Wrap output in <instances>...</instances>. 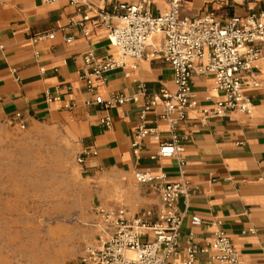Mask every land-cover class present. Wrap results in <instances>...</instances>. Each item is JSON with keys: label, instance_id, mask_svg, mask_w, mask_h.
<instances>
[{"label": "crops", "instance_id": "1", "mask_svg": "<svg viewBox=\"0 0 264 264\" xmlns=\"http://www.w3.org/2000/svg\"><path fill=\"white\" fill-rule=\"evenodd\" d=\"M87 1L109 9L116 0ZM164 5L165 0L153 1L156 12L163 11ZM260 10H264V0H188L180 13L199 18L212 12L224 20ZM79 18L76 8L67 2L0 0V126L20 113L26 126L43 121L68 129L84 147L96 151L87 155L81 166L112 176L120 187L130 190V206H158L156 191L148 184L135 186L134 175L139 171L162 175L166 182L180 178L177 157H155L160 143L171 136L167 121L158 116L159 107L148 111L144 120L155 132L144 135L137 147L132 144L141 123L142 87L148 94L162 87L173 89L172 69L161 58H129L124 67L105 72L104 80L94 77L97 86L90 91L80 79L85 52L92 50L96 60L104 62L115 57L117 50L103 26L88 25L90 35L83 36L79 27L70 23ZM52 32L54 37H47ZM71 35L74 39L65 42ZM161 38L155 35L150 44ZM255 73L261 84L254 87L245 82L242 87L251 99V114L234 110L209 118L202 109L212 107L222 94L213 90L211 75L191 78L194 98L187 118L177 122L175 133L183 149L184 176L195 192L177 202L184 218L178 248L168 264L185 261L190 233L203 247L217 229L230 238L244 262L264 264V58ZM119 93H139L140 101L110 107L86 105L97 95L107 99ZM56 96L58 99H49ZM106 116L111 121L109 127L102 123ZM192 217L204 223L193 226ZM212 220L221 224L212 226ZM197 261L206 264L207 254L199 252Z\"/></svg>", "mask_w": 264, "mask_h": 264}, {"label": "built area", "instance_id": "2", "mask_svg": "<svg viewBox=\"0 0 264 264\" xmlns=\"http://www.w3.org/2000/svg\"><path fill=\"white\" fill-rule=\"evenodd\" d=\"M153 1L116 0L106 9L95 7L87 0H43L45 3L67 2L73 5L80 18L70 23L76 24L85 37L90 35L88 25L103 26L109 43L116 48L117 55L104 62L97 61L92 50L85 52V70L80 73V79L90 91L97 86L94 77L104 80L105 72L124 67L129 58H161L170 65L173 73V89L162 87L158 92L148 94L142 87L141 123L132 145L137 147L144 135L155 132L156 128L146 127L144 120L148 111L159 107L158 116L167 121L171 136L160 143L155 157H177L180 178L166 182L162 175L136 172L135 186L151 185L159 197V205L136 213L126 207L102 210L104 226L98 237L84 247L78 264H168L178 248L184 218V214L177 209V202L195 192L184 176V161L180 157L183 149L175 133L177 122L187 118L189 104L194 98L191 78L194 75H211L213 90L222 94L212 107L202 109L205 118L223 116L234 110L251 114L253 105L242 87L245 82L254 87L261 84L255 69L264 58V10L243 17L233 15L224 20L212 12L192 18L180 13L188 0H165L161 12L154 10ZM158 34L162 36L161 41L150 44ZM47 37L53 38L54 33ZM73 39L74 36H67L65 42ZM148 46L151 48L147 52ZM128 101L139 102L140 94L119 93L107 99L97 95L93 100H87L86 105L110 107ZM10 122H15L21 129L26 127L20 113H16ZM102 123L109 127L110 118H102ZM79 145L77 162L83 164L85 157L95 155L96 151L81 143ZM190 223L199 226L204 221L192 217ZM220 224V220L211 221L212 226ZM185 243L187 257L182 264H199V252L207 254L206 264H248L241 259L232 241L221 229H217L215 236L203 247L195 243L192 233Z\"/></svg>", "mask_w": 264, "mask_h": 264}, {"label": "rangeland", "instance_id": "3", "mask_svg": "<svg viewBox=\"0 0 264 264\" xmlns=\"http://www.w3.org/2000/svg\"><path fill=\"white\" fill-rule=\"evenodd\" d=\"M68 129L40 121L0 126V264H78L100 234L102 210L126 207V191L77 162Z\"/></svg>", "mask_w": 264, "mask_h": 264}, {"label": "bare ground", "instance_id": "4", "mask_svg": "<svg viewBox=\"0 0 264 264\" xmlns=\"http://www.w3.org/2000/svg\"><path fill=\"white\" fill-rule=\"evenodd\" d=\"M156 41V40H155Z\"/></svg>", "mask_w": 264, "mask_h": 264}]
</instances>
